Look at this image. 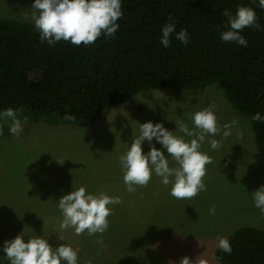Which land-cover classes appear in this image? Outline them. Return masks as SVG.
<instances>
[{"label":"rangeland","instance_id":"1","mask_svg":"<svg viewBox=\"0 0 264 264\" xmlns=\"http://www.w3.org/2000/svg\"><path fill=\"white\" fill-rule=\"evenodd\" d=\"M32 3L0 0V18L32 21ZM208 106L214 107L220 126L237 123L221 148L212 150L208 143L220 136L206 137L201 147L213 161L206 165V190L191 199H176L170 195L171 184L165 186L153 175L147 186L128 192L119 156L138 135V123L159 122L175 131L177 121L191 127L190 115ZM16 112L23 124L18 135L10 134V120L0 118L5 128L0 136V245L24 228L25 240L35 234L44 235L54 247L70 245L80 264H179L185 256L193 264H220L214 258L220 237L243 226L264 230V214L250 196L264 185V158L249 118L231 105L217 82L198 89H143L107 107L87 126ZM142 150L148 152L147 142ZM80 186L120 199L102 237L60 228L63 217L56 201Z\"/></svg>","mask_w":264,"mask_h":264},{"label":"trees","instance_id":"2","mask_svg":"<svg viewBox=\"0 0 264 264\" xmlns=\"http://www.w3.org/2000/svg\"><path fill=\"white\" fill-rule=\"evenodd\" d=\"M255 10L261 29L246 27L247 47L224 42L225 10ZM120 28L89 46L41 42L32 21L0 18V112L8 108L36 118L56 117L87 126L107 107L147 88H204L219 83L227 100L249 118L255 145L264 158V9L259 0H123ZM171 16L176 32L187 29V45L159 40ZM174 36V34H173ZM70 117V118H67ZM5 128L0 124V136ZM219 248L220 264H264V230L235 229ZM103 264H114L106 262Z\"/></svg>","mask_w":264,"mask_h":264},{"label":"clouds","instance_id":"3","mask_svg":"<svg viewBox=\"0 0 264 264\" xmlns=\"http://www.w3.org/2000/svg\"><path fill=\"white\" fill-rule=\"evenodd\" d=\"M122 2L123 0H33L31 20L41 42L54 45L64 41L75 46H89L101 36H115L120 28L118 21L124 14ZM259 7L264 9V0H259ZM223 15L227 17L224 25L227 30L220 33V39L224 42H235L241 47H247L248 42L241 35L243 29H261L255 10L251 7L240 6L234 15L225 10ZM170 37L185 45L191 41L187 29L176 32V24L171 16L162 26L159 37L165 48L171 43ZM0 118L11 121L10 134L15 136L23 131V124L16 110L8 108L0 112ZM190 119L191 127L183 121H177L175 131L166 129L159 122L138 123V135L119 156L128 192H134L136 186H147L153 175L159 177L163 185L171 184L170 195L176 199H191L206 190L203 182L206 165L213 161L207 153L201 151V147L206 137L220 136L221 139H211L208 143L212 150L221 148L222 140L231 136V129L237 121L220 126L213 106L192 113ZM253 119L264 122V115L257 112ZM177 132L182 135H177ZM153 141L160 144L161 148H156ZM144 142L149 144L147 153L142 150ZM165 151L169 154L167 157ZM170 161H174L176 166H170ZM250 196L253 206L264 214V185L254 190ZM56 203L63 217L61 229L71 228L75 235L87 233L89 236L99 234L102 237L109 228L108 217L112 213V207L119 204L120 199L103 192L93 194L86 187L80 186L61 196ZM209 212L214 215L215 208H210ZM25 236L23 228L13 239L5 240L0 245V251L4 253L0 257V264H80L78 252L70 245L62 243L54 247L44 235L33 234L27 236V240ZM102 242V239L98 240V243ZM218 247L225 254L232 253L231 243L227 238L220 237ZM179 264H193V260L185 256L180 259ZM200 264L207 262L201 261Z\"/></svg>","mask_w":264,"mask_h":264}]
</instances>
